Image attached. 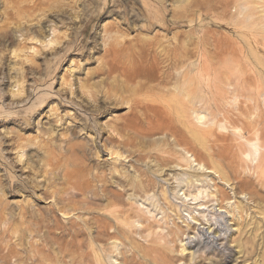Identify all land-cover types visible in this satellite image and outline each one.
Returning a JSON list of instances; mask_svg holds the SVG:
<instances>
[{
  "label": "rangeland",
  "instance_id": "obj_1",
  "mask_svg": "<svg viewBox=\"0 0 264 264\" xmlns=\"http://www.w3.org/2000/svg\"><path fill=\"white\" fill-rule=\"evenodd\" d=\"M174 99L181 114L165 108ZM135 103L136 121L162 118L171 136L122 131ZM188 183L223 188L243 219L219 218L215 198H184ZM29 213L57 222L51 262L60 247L76 264H264V0H0V247L19 252L11 264L43 244L25 232L41 227ZM100 216L122 228L117 240L97 239Z\"/></svg>",
  "mask_w": 264,
  "mask_h": 264
},
{
  "label": "bare ground",
  "instance_id": "obj_2",
  "mask_svg": "<svg viewBox=\"0 0 264 264\" xmlns=\"http://www.w3.org/2000/svg\"><path fill=\"white\" fill-rule=\"evenodd\" d=\"M141 89L142 88H140L139 91H141ZM179 104H181V101H179L177 99H174L172 102L170 101V105L166 106L165 108L166 109H170L172 106H174L175 112H177L178 114H181V110L179 108ZM136 106H138L137 103H135V105L131 106V109L133 110V123L121 126V130L122 131H127L128 130V132H130V133L132 132V133H137V134H140L139 133V131H140L144 135L156 134L158 132H160L161 134L170 135L171 127L168 124L163 123L164 120L162 118L161 119H156V117L147 118V119L146 118H142V120L137 118V121H139L137 123V121L135 120L136 119ZM196 114H197L196 118H197V120L199 122L201 120H203V118L200 116V114H198L197 112H196ZM161 120H163V121H161ZM254 126H255V124H254ZM250 130H252V129H250ZM248 132H249V130H248ZM250 133H252V132H250ZM191 134L193 136V138H192L193 140L194 139H195V141H200L201 140L199 135H197L195 133H191ZM172 136L175 137L174 139L176 141V145L181 147L184 144V140H185V137L187 135L185 134V132L177 130V132H174ZM123 143L124 142H122V144ZM184 152L186 154L192 153V154H190L191 155L190 158L192 159L193 163L197 164V167H199V169H201V168L209 169L208 167H206V165H204L202 163V160L199 157L196 156V153L194 154L191 151V149L184 148ZM116 154H119V153H116ZM212 167H213L214 171L217 174H219V177H220L221 181H223L226 184L231 185L232 188L234 187L235 190H237V192L238 191H240V193L243 192V190H244V181L237 180V183H235V185H232V183L230 182V179L228 178V174L226 172H224L223 170H219V169L216 170L213 164H212ZM192 175H194V174H192ZM194 176H197V174L194 175ZM196 181H200V179L197 178ZM189 184L190 183L187 184V189L186 190L181 188L178 191V193L180 191H184V194H183V196L185 195L184 198H191V200H194V201L200 200L201 198H204L205 196L206 197L215 198L214 201L218 203L217 204V206L219 208L218 212L220 214L219 218H222L224 221H225V217L226 216H228L227 220H230V217L236 218L237 217L236 213L238 211L239 218L243 219V216L241 215L244 212L243 211V207L241 206L242 203H240V206H238V207L229 208L228 205H229V201H230L231 198L227 197V195L225 194V191L223 190V188H220L217 185H214V189L215 190L213 192H209V189H207L205 187L203 188V185L194 184L195 186H197L196 187L197 190H195V187L192 189L193 185H190L191 187H189ZM242 194H244V193H242ZM163 197L167 198V193L165 191L163 192ZM252 200H253V198H252ZM29 215H30V218L29 219L27 218L25 223L33 224V226H36V227H38V225H41V227L37 228V229H32L33 227H29L28 229H25V232L30 233L31 236L38 235L40 232H42L43 235H44L42 237L43 244H41V243L36 241V244L30 245V246H32V248L30 249V251H32L31 255L27 254L28 256L24 257V261L25 260L26 261L22 262V263L23 264H45L46 261H50L51 264H54V262H57V260L54 261L55 260L54 259L53 262H51L52 253L50 251L45 252L47 250L46 247H45V244H46V246H48L49 244H51V245H59L60 244L59 243L60 240L58 238H60L61 235L56 232V228H55V226H56L55 224L57 222L55 223L54 219L53 220H48V217H46V216L45 217L44 216L39 217V215H37L35 213H29ZM204 218H205V216H204ZM97 222L99 223V226L96 227L97 228V230H96L97 239L106 238L108 240V238H107V236H108L112 240H117L120 237V233L122 231V228H120V227L118 228V225H119L118 223H115L112 220H108L107 218L101 217V216H100V218L98 219ZM50 223H53V224H50ZM91 224L93 225V223H91ZM109 228L113 229V231L109 232L108 231ZM231 229H232V227H228V230H231ZM80 231H81V228H80ZM144 231H146V230H144ZM218 231L220 233L221 230H218ZM5 232L6 231L4 230V232L2 234L5 235L4 234ZM173 232L174 231L168 232V235L171 236L173 234ZM140 233L142 234V232H140ZM209 234H211V233L209 232ZM71 235H72V238L77 240V239H79V237L81 235V232H77L75 230V231L72 232ZM105 235H107V236H105ZM219 235L218 234H213V237H214V239L212 241L213 244H215L216 241H217L216 243H218ZM6 237H9V234H6ZM69 238L71 239V237H69ZM20 239H22V238H19V240ZM39 241H41V240H39ZM116 247L119 248V246H117V245H116ZM58 249L61 250V252L59 254L62 255V261H61V263L58 261L56 264H65V263L66 264H76V261H75L74 257L70 258L69 261L66 262V260H64V258H65L64 257V251H62V249L60 247H58ZM80 249H81V247H80ZM18 254H19V252L14 251L10 246H7L4 249L2 247H0V264H11V259L15 258V257H18V259L20 260V257H19ZM66 258L68 259L67 255H66ZM125 260H126V258H125ZM17 262H18V260H17ZM123 263H124L123 260H122V262H119V264H123ZM18 264H19V262H18Z\"/></svg>",
  "mask_w": 264,
  "mask_h": 264
}]
</instances>
